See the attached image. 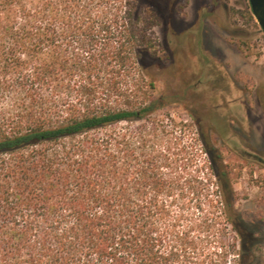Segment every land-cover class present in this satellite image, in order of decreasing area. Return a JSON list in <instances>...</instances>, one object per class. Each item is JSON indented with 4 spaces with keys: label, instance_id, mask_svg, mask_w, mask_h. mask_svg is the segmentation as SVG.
<instances>
[{
    "label": "trees",
    "instance_id": "obj_1",
    "mask_svg": "<svg viewBox=\"0 0 264 264\" xmlns=\"http://www.w3.org/2000/svg\"><path fill=\"white\" fill-rule=\"evenodd\" d=\"M156 24L135 0H0V264H235L211 240L233 202L205 207L196 144L156 116Z\"/></svg>",
    "mask_w": 264,
    "mask_h": 264
},
{
    "label": "rangeland",
    "instance_id": "obj_2",
    "mask_svg": "<svg viewBox=\"0 0 264 264\" xmlns=\"http://www.w3.org/2000/svg\"><path fill=\"white\" fill-rule=\"evenodd\" d=\"M135 1L157 22L151 72L155 95L164 92L170 103L156 116L183 124L176 136L187 131L196 144L202 177L212 178L205 207L223 215L213 194L219 186L234 204L237 231L227 222L224 234L221 223L211 240L236 243L229 255L235 264H264V31L249 0ZM191 205L196 212L197 202Z\"/></svg>",
    "mask_w": 264,
    "mask_h": 264
},
{
    "label": "water",
    "instance_id": "obj_3",
    "mask_svg": "<svg viewBox=\"0 0 264 264\" xmlns=\"http://www.w3.org/2000/svg\"><path fill=\"white\" fill-rule=\"evenodd\" d=\"M249 4L253 16L264 31V0H249Z\"/></svg>",
    "mask_w": 264,
    "mask_h": 264
},
{
    "label": "flooded vegetation",
    "instance_id": "obj_4",
    "mask_svg": "<svg viewBox=\"0 0 264 264\" xmlns=\"http://www.w3.org/2000/svg\"><path fill=\"white\" fill-rule=\"evenodd\" d=\"M249 148H250V146H249ZM245 155H246L247 157H249V160H250L251 162H253V163L258 162V158H259V156L256 154L255 151L253 152V150H252V152H250V151L245 150ZM260 161H262L261 158H260Z\"/></svg>",
    "mask_w": 264,
    "mask_h": 264
}]
</instances>
